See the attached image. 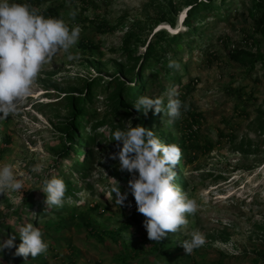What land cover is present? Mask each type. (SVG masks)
I'll list each match as a JSON object with an SVG mask.
<instances>
[{"label":"rangeland","instance_id":"obj_1","mask_svg":"<svg viewBox=\"0 0 264 264\" xmlns=\"http://www.w3.org/2000/svg\"><path fill=\"white\" fill-rule=\"evenodd\" d=\"M203 1L207 0L40 1L58 6L70 27L81 26L80 39L73 50L79 53V59L68 61L63 52L58 53L44 66L34 94L19 113L0 121V166L12 165L18 178L24 180L20 192L0 194V220L24 209L32 198L39 205L44 177L63 176L62 179L78 181L81 172L75 169V161L62 157L59 125L67 119V106L63 105L67 95H78V88L98 77L110 83L116 77L128 85L133 83L128 74L134 62L126 61L124 39L133 31L131 48L139 56L145 53L153 35L164 27L169 33L183 34L186 43L175 57L181 67L172 72L180 76L181 85L194 80L185 101L191 102L201 115L195 137L187 142L189 149L182 152V156L192 159L181 160L177 165L187 180L184 191L196 199L198 211L187 215L188 225L175 234L169 233L166 243L149 240L143 227L145 217L137 211L128 190L131 174L119 170L118 159H110L118 151L117 142L109 134V125L102 126L97 132L106 133L102 140L106 147L100 149L97 145L88 178L90 188L77 192L81 205L76 216L57 212L37 220L36 227L42 230L44 240L53 243L58 251L53 248L46 258L35 261L29 256L25 262L23 257L14 256V247L0 253V262L5 259L4 264H264V256L259 252L264 250V65L260 61L264 58V32L256 33L253 29L248 8L255 0H228V9L222 8L218 14L208 12L195 39L189 40L192 33L184 27L183 15L190 4ZM72 10H78L75 20L68 15ZM163 13L176 18L173 30L162 21ZM220 36L227 39L221 42ZM190 41L194 42L192 48L188 46ZM237 42L240 49L256 59L257 65L250 74V62H246L247 58L241 61L240 54L233 49ZM80 43L93 47L84 51ZM206 52L215 58L205 60ZM173 77L167 79L169 87L177 86ZM165 93L154 89L141 96L164 97L166 104ZM104 99L98 93L88 110L94 123L104 115ZM160 114L159 120L168 122V117ZM128 122L131 120H125V127ZM152 125L162 142L181 141L176 130L171 139L163 138L169 132L166 122L164 126ZM89 130L90 127L85 128V132ZM217 141L207 152L192 147L195 143L205 146ZM36 164L42 166L40 173L31 171ZM115 180L122 194L128 192L121 207L111 191ZM96 202L97 208L93 206ZM27 211L24 210L23 218L31 223L35 216ZM194 230L205 236L206 243L187 255L180 241L190 239ZM15 237L18 247L21 241L18 234Z\"/></svg>","mask_w":264,"mask_h":264},{"label":"clouds","instance_id":"obj_2","mask_svg":"<svg viewBox=\"0 0 264 264\" xmlns=\"http://www.w3.org/2000/svg\"><path fill=\"white\" fill-rule=\"evenodd\" d=\"M77 14L78 10H72L68 15L75 20ZM81 32L80 25L70 27L62 18L45 17L30 3L0 0V121L19 113L21 106L34 94L44 66L58 53L63 52L68 61L79 59V53L73 50ZM167 66L175 70L181 67L171 56ZM179 95L178 87L174 85L165 93L166 104L164 97L140 96L133 107L145 116L149 111L164 113L169 123H174L190 110V105L182 102ZM112 140L117 142L118 151L111 154L110 159H118L119 170L131 174L128 190L134 197L137 211L145 217L143 227L148 239L160 243L167 234H175L186 227L189 223L187 215L198 211V203L175 183L177 173L174 169L182 157L180 147L162 142L149 128L133 127L131 122L123 130H116ZM31 171L40 173L42 166L36 164ZM115 181L111 191L121 207L128 192L122 194L119 182ZM23 188L24 180L18 178L12 165L0 166V194L20 192ZM40 191L46 194L47 208L62 207L67 185L61 178L44 177ZM18 235L21 241L18 247L14 244V235L0 238V253L15 247L14 256L23 257L27 262L29 256L35 259L48 252L49 244L44 240L42 230L33 223L20 226ZM190 235V239L180 241L187 255L206 243L200 231L194 230ZM54 250L58 251L56 247Z\"/></svg>","mask_w":264,"mask_h":264},{"label":"trees","instance_id":"obj_3","mask_svg":"<svg viewBox=\"0 0 264 264\" xmlns=\"http://www.w3.org/2000/svg\"><path fill=\"white\" fill-rule=\"evenodd\" d=\"M40 1L41 0H20V3H30L31 5L37 7L41 14H43L45 17L64 19V15L58 6L44 5L41 4ZM242 1L244 2L245 0ZM228 3H230L228 0H207L205 2H200L197 5L190 4L183 19L184 27L187 29V31L189 30L192 33L189 36V40L195 39L199 27H201V24L206 22L204 20L209 16L208 12L213 11L218 14L220 9L225 8ZM226 8L228 9V7ZM248 10L250 11L251 19L253 20L254 31L256 33L264 32V2L255 0L252 2V5L250 8H248ZM162 21H166L171 27H176V18H170L168 15H166V13H163ZM100 32H103V30H100ZM132 37L133 31L127 34L122 45V48L125 51L126 61L129 63L134 62V66H130L131 71H129L128 74V78L133 82L131 83L132 85H128L129 83L127 84L119 77H116L112 83H110L108 80H102L99 77L94 78L85 82L81 88L76 90L75 93L78 95H67L66 101L63 104L64 106H67L66 111L68 115L67 119H65V122L60 123L59 125V130L62 133V157L73 158L76 164L75 169L81 172L78 181L77 179L74 181L71 178L63 179L67 185L63 206L47 208V205H45L46 194L41 192L39 193V198L41 201L39 205H35V201L32 198L24 204V209L21 211L11 212L1 218V237L15 236L18 234V228L28 223L27 220L23 218L25 209L28 210V214L35 216L33 218V222H31L34 226H36V223H38L37 220H39L40 216H53L56 215L57 212L67 213L70 217L76 216L78 210H80L78 206L81 205V203H78L79 200L77 199V192L82 188H90L88 178L95 163L97 145L100 144V149H104L106 147V142L102 144V140L106 139V133L97 132V129L102 126L109 125V134L112 136V134L118 128H125V120H131L133 127L137 125H143L152 131V124L164 126V123L166 122V128L169 130V132L168 135L164 136L163 138L171 139L173 137V130H176V133L179 134L181 141H171V143H175L180 146L182 152H185V148L189 149L187 142L195 137V132L200 125L199 123L201 116L200 113H197L194 110L191 102L185 101L186 96H188L190 92L191 84L193 85L194 80L189 79L185 84L181 85L180 76L177 75V77L176 73L173 75L174 73L172 71L174 69H170L167 66L168 57L171 56L173 59H175V57L178 55V49L186 43L183 39V34L181 31L176 34H172L167 32L166 29H160L153 35V39L147 46L145 53L139 56H136L135 51L131 48ZM219 38L221 42L227 39H224L222 36ZM249 39L255 43L254 39H251V37H249ZM80 44L82 47H84V51L86 48L88 50L90 48L91 50L93 47V45L90 43H86L85 45L84 43ZM236 44L237 45L233 44V49L235 52L240 54V60L244 61L247 58L246 62H250V69H248V74H250L251 70H253L257 65L256 59H252L253 55L249 54L245 50L240 49L238 42ZM193 45V41H190L188 44L190 48H192ZM212 58H215L213 57V54L206 52L205 60L209 61ZM260 61L262 65H264V58H261ZM183 69H185V66ZM173 76L176 77V79H174ZM172 77L178 86V91L180 93L179 99L182 102L188 103L190 105V110L184 112L179 120H176L174 123H169V121L167 122L165 120H159V114H154L153 111H149L147 116H145L135 110L133 105L135 104L138 97L147 91L154 89L158 90L160 93H165L169 88L167 85V79ZM174 85H170V87ZM98 93L102 94L103 97L106 98L104 99L105 112L100 121L94 123L93 118L89 117L88 110H90V108L93 106ZM237 95L240 97L241 88L240 90H237ZM194 126H196V128H194ZM87 127H90L88 133L85 132V128ZM217 143H219V141L215 143L208 142L205 146H200L195 143L192 147L197 150L207 152L213 149ZM191 159V157H181L182 162H188V160ZM174 171L177 173L175 183L184 191L187 185V180L180 174L178 166L175 167ZM62 178L63 176L61 179ZM76 183L79 185V187L76 185ZM67 201H70V204H68ZM93 206L97 208V202L94 203ZM4 230H6V232ZM169 235L170 234H167L161 240L160 244L166 243L169 240ZM47 243L49 244L48 252L46 254L37 256L34 259L35 261L46 258L49 252H51L50 249L52 250L54 248V246H52L53 243ZM259 252L262 256H264V250H260ZM14 261L16 263L18 262L17 259H14ZM4 262L5 259H3L0 264H4Z\"/></svg>","mask_w":264,"mask_h":264},{"label":"bare ground","instance_id":"obj_4","mask_svg":"<svg viewBox=\"0 0 264 264\" xmlns=\"http://www.w3.org/2000/svg\"><path fill=\"white\" fill-rule=\"evenodd\" d=\"M165 26H168V28H170L171 30L174 29V27H171L169 24H165Z\"/></svg>","mask_w":264,"mask_h":264}]
</instances>
